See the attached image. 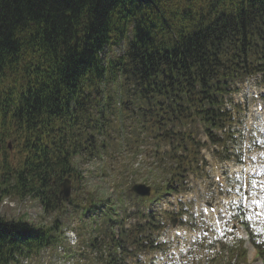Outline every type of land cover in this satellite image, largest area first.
<instances>
[{"label":"trees","instance_id":"obj_1","mask_svg":"<svg viewBox=\"0 0 264 264\" xmlns=\"http://www.w3.org/2000/svg\"><path fill=\"white\" fill-rule=\"evenodd\" d=\"M263 61L264 0H0V204L31 198L53 213L59 184H82L79 160L114 139L113 122L158 141L172 126L185 156L171 158L189 164L184 128L219 125L222 96ZM93 196L92 215L115 216ZM61 225L0 217V264L55 245Z\"/></svg>","mask_w":264,"mask_h":264},{"label":"rangeland","instance_id":"obj_2","mask_svg":"<svg viewBox=\"0 0 264 264\" xmlns=\"http://www.w3.org/2000/svg\"><path fill=\"white\" fill-rule=\"evenodd\" d=\"M243 86L244 83L240 82L238 85L239 90H242ZM240 115L242 117L243 113L240 112ZM110 126L112 127L109 134L114 139L109 140L107 141V143H105V149L102 152L95 154V159L81 158L79 160L78 171L82 174L83 181H81L82 184H79V180H70L71 194L68 200H71V205L65 203L62 198H59L57 209L49 215H44L39 203L34 199L28 198L23 201H18L16 199L6 198L3 201L5 202V205H3L0 209L1 218L9 220L20 219L21 221L28 220L34 223L36 226H48L55 219L60 220V222L64 225H76L75 230L80 237L79 245H82V247H80L79 250H77L78 248L75 250L72 258V264H83L84 262L90 264L89 260L91 254H84L83 246H85L86 243H92L94 241L92 239L95 237H97V239L96 242L93 243L95 245L94 249L97 256L101 254V252L97 251L98 249L101 251H106L108 253L109 234L110 229L112 228V225L114 223H111L109 221L110 219L108 215H101L99 216V219L96 220L92 217L93 213H90L87 217L85 216L86 213L83 212L87 207H89L88 203H90L91 200L96 201V197L93 195L97 194V196L101 197L102 200L111 197L113 202L115 203V207L117 205L121 207L120 210H123L124 206L126 205H141V199H137L133 194L129 193V188L135 183L145 184L149 187H153L156 179L160 180L161 178H166V174H164V172H161L160 169L164 166H167L168 163L174 164V162H170L168 154H164L161 157H159V155H157L158 157H154L153 154L155 150L148 145L150 143L149 137L145 133L138 135V131L135 129L134 125H129L128 122H124L121 132L118 131L119 127L117 123L113 122ZM249 129V131L246 130V133H249V142L247 145L243 144V141L240 140L241 138L237 139L238 135L233 138L234 141L232 143L236 146V149L241 154H243L244 151H246V154H248L253 149H260L264 153V143L257 145L255 141L253 143V141L251 140L253 137L257 139V136L255 134H258L259 131L253 127H250ZM191 130L193 131L191 138L196 137V139L198 140L199 135L203 130L202 126L198 124L195 127H192ZM121 135L123 138V140L122 138L120 140L122 147L125 148V150H128L129 146L133 148L132 150H128L122 154L118 150L117 146V142L119 141L117 139H119V136L121 137ZM136 136H139V145L129 140V137L130 139L134 140ZM258 137L261 138L260 135ZM171 141L172 146H176L182 143L177 142L175 138L171 139ZM134 149L139 150L137 153V157H133L134 154L132 153L134 152ZM245 157L247 159H250L249 157H247V155ZM168 168L169 167H167V169ZM153 169H156L155 175L149 176L148 170ZM158 174L164 176L160 177ZM199 174L200 173H198V175ZM208 181L209 178L205 180V185H207L205 186L206 197L210 196V191H208L210 181ZM259 181L260 179L254 178L252 188L250 189V194L252 196H256L257 193L258 195H261V192H264V186L260 184ZM182 183H184V181H182ZM235 185H238V187H240V182L235 181ZM153 197L154 192H151L150 197L145 201L150 202ZM125 212L127 214L126 210ZM240 215L242 218H244V214H242V212L240 213ZM169 219L170 217L165 216L161 219V221L165 220V222H169ZM234 219L235 218H233V220ZM247 219L250 221V223ZM229 220L225 221L228 222ZM196 223L197 219L194 218L192 223L194 229H197L199 228L197 226H200V224ZM163 225L164 224H157L158 227H161ZM203 225L206 226L209 230V225ZM244 227L248 228L246 229L248 235L256 238L255 241L258 244H260L259 241H264V217L262 216L261 212L254 209H249L246 217V225H244ZM234 234L238 235L237 232H235ZM210 236L213 237V233L210 232ZM228 236L229 235H227L223 239L220 237L209 239L208 235V237H204L201 241H198L191 251L190 263L247 264L249 257L252 259L253 256H257V250L249 241L248 244L242 243V249L246 252L244 254L245 260H240L241 252L237 250L236 253H234L235 255L237 254L236 258L234 257L232 259V255H230V248L231 244L235 241L236 238L234 236H230V238L228 239ZM97 242H99L100 248L98 247Z\"/></svg>","mask_w":264,"mask_h":264},{"label":"water","instance_id":"obj_3","mask_svg":"<svg viewBox=\"0 0 264 264\" xmlns=\"http://www.w3.org/2000/svg\"><path fill=\"white\" fill-rule=\"evenodd\" d=\"M8 146L10 148V144ZM70 191V181L66 179L59 186L58 196H62L64 199H68L70 196ZM130 192L140 197H146L149 195V188L144 185H134L130 189Z\"/></svg>","mask_w":264,"mask_h":264}]
</instances>
